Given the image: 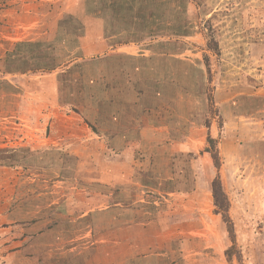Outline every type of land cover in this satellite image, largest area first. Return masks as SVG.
<instances>
[{"label": "rangeland", "instance_id": "1", "mask_svg": "<svg viewBox=\"0 0 264 264\" xmlns=\"http://www.w3.org/2000/svg\"><path fill=\"white\" fill-rule=\"evenodd\" d=\"M149 58L173 61L166 80L179 94L155 93ZM155 161L174 164L162 181L175 183L160 194L139 184L133 197H148L139 219L164 236L154 245L172 240L179 264H264V0H0V264H40L21 224H55L90 183L98 200L102 172ZM216 176L227 212L214 204ZM60 233L46 240L48 264ZM112 237L122 235L109 233L90 264H123Z\"/></svg>", "mask_w": 264, "mask_h": 264}, {"label": "crops", "instance_id": "2", "mask_svg": "<svg viewBox=\"0 0 264 264\" xmlns=\"http://www.w3.org/2000/svg\"><path fill=\"white\" fill-rule=\"evenodd\" d=\"M124 55H122L123 57ZM127 56V55H126ZM128 58V57H127ZM132 62L137 64V70L141 67H147L144 62L141 61L142 58L136 56L131 57ZM169 58V57H168ZM167 60V59H166ZM166 60L162 62L156 63L155 60L149 58L148 60V70L149 72H153L155 74V78L150 80L153 86L152 88L157 91L155 93L161 94L163 96H171L175 94H179L180 92L177 88L167 85L166 76L169 73L174 75V66L173 61L170 60V64L166 66ZM137 61V62H136ZM154 61V62H153ZM156 63V64H155ZM165 64V65H164ZM144 69V68H143ZM186 69V65L184 67ZM142 71V70H141ZM146 71V70H145ZM123 77V81H127V88L133 89L130 81L133 79H129L125 73ZM166 74V75H165ZM172 75V76H173ZM180 75V74H179ZM171 76V77H172ZM179 81L187 80L186 76H181L178 78ZM172 80V78H170ZM150 81L148 84H150ZM174 81V80H172ZM134 83V80H133ZM182 83V82H181ZM133 91V90H132ZM178 96V95H177ZM161 103L160 96L156 95L153 105ZM143 107V106H142ZM144 108V107H143ZM142 108V109H143ZM133 121V120H132ZM117 123V120L115 121ZM116 127V126H115ZM117 127H120L119 125ZM105 136H108V131L105 130ZM133 151V147H131ZM126 149V148H124ZM180 148L178 147L175 152H180ZM127 151L124 150L122 153H126ZM136 154L135 152H133ZM134 162L136 158L134 157ZM128 164V163H127ZM165 165L162 162H146V163H131L128 164V172L123 175H106L101 173L99 180L100 187L102 188L100 194L97 198L94 197L92 192L93 184L90 183V191L87 192L85 197L80 200V196L76 195L78 201L75 202L73 199L68 201L67 206L63 207L61 213L56 215L57 219L54 221L55 224H51L48 222L49 220H45V217L42 216L37 217L38 220L34 223H26L25 226L23 224L20 227H24V232L34 230V233L31 237L35 235V243L31 240V246H37L36 250L38 251V255L41 257L40 264H48V260H50V255L47 257L45 253V246L46 240L51 237L52 241L55 239L54 233H64L66 238L64 239L65 242L61 246L57 240L53 242V250H52V261L51 264H90V260H94L93 256L96 255V251L98 248L102 249L107 247V240L109 239V233L115 234L120 232L122 238L112 240L115 242L112 250L116 253H119V249H123L122 251V259L121 263L125 264V262H130L131 264H179L178 258L174 260V256H176V251H173L172 248V240H169L167 243H164L165 248L159 246L160 244H156V240L158 238L164 237L163 235H153V218L152 220H148L147 222H141L139 216L142 214H148L151 210H143V207L140 203L147 202V198H142L139 200H134V194L136 192V186L141 189L139 186L143 188L142 191L147 194L152 190L155 191L156 194H160V192L169 191L171 188V183L174 182L167 180L162 181L164 176V172L173 168L174 164L171 163L165 169ZM168 167H171L170 169ZM137 173V178L135 179ZM171 176H176L177 178H183L185 175L182 173H176V175L171 174ZM170 176V178H171ZM111 179V180H110ZM186 180V179H185ZM192 181V178L189 179ZM72 182L73 186L75 183H79L76 179L70 181ZM137 182V185H136ZM167 182V185L164 183ZM186 182V181H185ZM135 184V185H134ZM140 184V185H139ZM76 185V186H77ZM169 187V188H168ZM111 188L112 190H109ZM120 188V190H118ZM151 188V189H150ZM110 191V192H109ZM115 195L116 198L115 199ZM125 198V199H124ZM80 200V201H79ZM98 203L100 206H98ZM94 204V205H92ZM60 208V207H58ZM156 214V213H155ZM147 216V215H146ZM180 216V215H177ZM99 217V222L97 218ZM105 217V220L102 218ZM152 217V216H150ZM155 217V216H154ZM108 218L111 219L110 223H108ZM157 220L162 219L158 215L157 209ZM171 215L167 218L169 224H173L171 221ZM93 221H97L99 226H94ZM163 221V220H162ZM161 223V221L159 222ZM156 224V223H155ZM93 225V226H92ZM93 229H95L96 233H99V239H93ZM180 233L182 231H179ZM50 234V235H49ZM61 234V233H60ZM166 234V232H165ZM182 234V233H181ZM173 236V235H172ZM53 237V238H52ZM58 239H62V236H58ZM186 239V238H185ZM62 240V241H64ZM159 241V240H158ZM99 242L95 246L94 244ZM30 245L22 243L19 247L21 252L25 250ZM121 246H125L124 248ZM158 246V247H157ZM168 246V247H167ZM63 250V251H62ZM65 250V252H64ZM108 255V252H105ZM23 254V253H22ZM214 256V255H213ZM185 259V257H183ZM219 258V257H218ZM217 258V260H218ZM39 259V258H38ZM123 259L125 262H123ZM221 259V258H220ZM99 264H111L113 260L109 261L108 256H104L100 258ZM223 262L222 259L219 260V263ZM118 263V262H117Z\"/></svg>", "mask_w": 264, "mask_h": 264}, {"label": "trees", "instance_id": "3", "mask_svg": "<svg viewBox=\"0 0 264 264\" xmlns=\"http://www.w3.org/2000/svg\"><path fill=\"white\" fill-rule=\"evenodd\" d=\"M208 104L213 107L214 106V100L212 97V94H209L208 96ZM206 126H210L209 120H206ZM215 140L213 137H211V135L208 136V142L210 144H214ZM214 148L216 147L215 145H213ZM207 151H210V149H207ZM218 153H212L213 159H214V163L216 168L220 167V162L218 159ZM212 195H213V199H214V204L216 207H218L219 209H222L224 211H228L229 210V199L228 196L223 188L222 182L220 180L219 176H216L215 179L212 182ZM216 213H219V210H216Z\"/></svg>", "mask_w": 264, "mask_h": 264}]
</instances>
